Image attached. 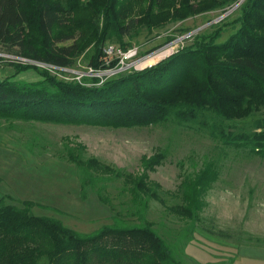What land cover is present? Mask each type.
Listing matches in <instances>:
<instances>
[{
    "label": "trees",
    "instance_id": "obj_1",
    "mask_svg": "<svg viewBox=\"0 0 264 264\" xmlns=\"http://www.w3.org/2000/svg\"><path fill=\"white\" fill-rule=\"evenodd\" d=\"M233 1L0 0V45L44 63L68 66L92 44L91 65L114 67L118 59L108 60L103 49L110 34L122 37L140 27L150 30ZM228 24L234 31L222 42L217 39L227 25L196 37L151 66L117 73L100 84L95 78L60 80L45 72L35 81L2 79L0 117L113 128L173 118L196 122L223 144L264 157V114L250 132L224 124L264 104V0H244L239 15ZM85 151L82 142L64 144L65 158L77 167L83 198L93 190L99 200L109 202L107 188L121 182L119 201L111 205L112 222L83 233L58 218L33 214V201L22 200L18 206L1 197L0 264H182L181 245L193 238L203 197L217 179L213 164L183 175L170 192L149 178L165 159L161 150L141 156L137 173L85 156ZM168 194L178 201L168 204ZM152 200L184 222L175 240L168 241L147 219Z\"/></svg>",
    "mask_w": 264,
    "mask_h": 264
},
{
    "label": "rangeland",
    "instance_id": "obj_2",
    "mask_svg": "<svg viewBox=\"0 0 264 264\" xmlns=\"http://www.w3.org/2000/svg\"><path fill=\"white\" fill-rule=\"evenodd\" d=\"M243 1L235 0L150 30L140 27L122 37L110 34L103 49L108 60L123 57L117 71L91 65L94 47L90 44L68 66L37 63L36 68H22L23 64L0 55V80L35 81L42 79L41 72H45L60 80L89 82L95 78L100 84L117 73L151 66L191 44L196 37L227 25L217 39L224 41L234 31L235 26L228 23L239 15ZM14 51L0 45V53ZM263 114L264 104L248 116L225 120L224 124L250 132ZM66 140L82 142L85 156H95L133 173L141 170V156L161 150L165 159L149 172V178L170 192L175 191L183 175L192 176L206 163H212L217 179L203 197L205 205L193 238L181 245L184 253L178 257L182 264H264V157L245 147L223 144L196 122L179 123L173 118L113 128L0 117V198L18 206L23 205L22 200L33 201V214L58 218L65 226L83 233L112 222L111 205L119 201L117 190L121 182H113L107 188L111 192L109 202L99 200L93 190H88L83 198L77 167L64 156ZM164 197L168 204L178 201L170 194ZM146 217L168 241L175 240L185 225L155 200L150 201Z\"/></svg>",
    "mask_w": 264,
    "mask_h": 264
},
{
    "label": "built area",
    "instance_id": "obj_3",
    "mask_svg": "<svg viewBox=\"0 0 264 264\" xmlns=\"http://www.w3.org/2000/svg\"><path fill=\"white\" fill-rule=\"evenodd\" d=\"M108 51L110 52L111 51V48H109ZM0 55H3V57L4 56H8V57H10V59L12 61H14L16 63H22V64H28V63L37 64L38 63V64H44V65H52V64H49V63H44V62H41V61H38V60H35V59H32V58H29V57H26V56H23V55H19V54H14V53H0ZM117 58H118V61L115 64V66L114 67H110V68L113 69L112 71H117L116 70V67L120 63H123V57L119 56Z\"/></svg>",
    "mask_w": 264,
    "mask_h": 264
},
{
    "label": "crops",
    "instance_id": "obj_4",
    "mask_svg": "<svg viewBox=\"0 0 264 264\" xmlns=\"http://www.w3.org/2000/svg\"><path fill=\"white\" fill-rule=\"evenodd\" d=\"M240 248V247H239ZM262 248V247H261ZM264 248V247H263ZM186 253L188 254V252L186 251Z\"/></svg>",
    "mask_w": 264,
    "mask_h": 264
}]
</instances>
